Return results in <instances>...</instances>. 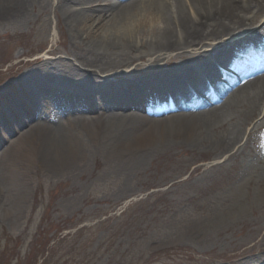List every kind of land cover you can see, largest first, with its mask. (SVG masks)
<instances>
[{
	"label": "rangeland",
	"instance_id": "rangeland-1",
	"mask_svg": "<svg viewBox=\"0 0 264 264\" xmlns=\"http://www.w3.org/2000/svg\"><path fill=\"white\" fill-rule=\"evenodd\" d=\"M255 9L252 4L248 13ZM7 12L0 14V264H264V201L243 203L244 214L233 211L234 189L243 183L246 196V178L256 168L247 155L218 153L196 133L145 118L140 105L128 116L142 121L116 133L92 121L105 114L98 102L115 95L101 89L85 95V76L97 72L119 87L141 83L157 74L152 61L99 73L92 60L73 53L57 0H29L25 12ZM205 44L199 51L217 47ZM49 61L58 69L52 74L43 70ZM258 121L246 126L253 131L248 149L264 158ZM71 122L82 144L74 155L62 127ZM36 123L62 137L63 164L47 159V140L31 162L9 148Z\"/></svg>",
	"mask_w": 264,
	"mask_h": 264
},
{
	"label": "bare ground",
	"instance_id": "bare-ground-1",
	"mask_svg": "<svg viewBox=\"0 0 264 264\" xmlns=\"http://www.w3.org/2000/svg\"><path fill=\"white\" fill-rule=\"evenodd\" d=\"M110 2L111 0H57L58 7L71 29L70 45L73 53L82 62L89 63L92 60L89 64L94 65L99 73H108L135 61L147 59L153 63L150 68L158 72L151 74L145 82L135 80L119 87L115 83L99 80L95 77L98 73L95 72L94 76L90 71L92 76H85L89 77L87 81H90V84L83 83L84 86L90 85L84 90L85 95H91L100 89L115 95L107 104L98 102V107L105 114L101 119L92 120L96 121L94 124L106 131L108 126L110 133H116L119 129H124L126 124L134 125L142 121L138 117L128 116L134 111V106L140 105L139 111L147 119L162 123L166 128H184L188 132L196 133L207 144L212 142L210 145L216 148L218 153L229 149L232 158L247 155V158L251 159V165H256V168H252L255 169L252 174L246 178L251 187L246 196L241 195L243 183L234 189L237 200L234 212L241 211V214H244L243 203L264 201V158L250 153L248 138L252 137L253 131H246V126L254 120H259L256 126L262 130L260 139L264 144V74L252 80H245V84L228 95L226 103L214 112H218L214 117L199 123L195 121L193 126L188 123L206 115L210 109L193 112L188 108L190 104L186 100V96H189L196 99L198 104L204 103L207 99L206 93L200 92L207 88L203 82L208 77H214L218 70L216 63L232 61V57L236 56L240 49L247 48V43L260 37L264 31V7H260L261 4L258 3H264V0ZM105 3L107 4L103 5ZM28 4L29 0H0V14H5L6 11L10 15L21 14L27 10ZM252 4L256 9L248 13ZM251 24L254 29L246 30ZM233 35L237 37L228 43L223 42L226 37ZM207 40L213 41L211 46L217 47L199 51L200 44L206 45ZM188 48L193 50L187 54L185 49ZM172 53H176V56L172 57ZM186 55L187 59L184 61ZM193 58L196 59L191 60ZM43 70L52 74L58 69L49 61L43 64ZM76 72L79 73V68H76ZM19 84L22 85L21 82ZM108 86L112 89L108 90ZM199 95L205 99L198 100ZM108 105H111V108H108ZM128 106L131 108L126 111L118 110L119 107ZM81 117L77 119H91L88 116ZM72 126V122L62 125L69 130L74 155L82 144L81 137L74 130L77 128ZM115 136L112 134V137ZM246 136V144L239 145L236 150L237 145ZM61 138L44 133L36 123L12 142L9 148L20 149L22 155L31 162L32 156L38 158L41 155V150L45 148L42 142L47 140L50 145H47V159L51 157L53 159L49 161L63 164L67 155L58 147ZM262 153L264 155V149Z\"/></svg>",
	"mask_w": 264,
	"mask_h": 264
},
{
	"label": "trees",
	"instance_id": "trees-1",
	"mask_svg": "<svg viewBox=\"0 0 264 264\" xmlns=\"http://www.w3.org/2000/svg\"><path fill=\"white\" fill-rule=\"evenodd\" d=\"M49 244H50V243L47 241L46 244H45L46 248H47V246H48ZM50 250H51V249H50ZM50 250H49V251H50ZM49 251H48V249H47L45 252H49ZM45 255H46V254H45ZM45 255H44V256H45Z\"/></svg>",
	"mask_w": 264,
	"mask_h": 264
}]
</instances>
